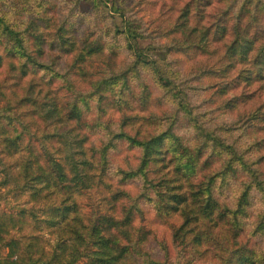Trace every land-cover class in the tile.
Returning <instances> with one entry per match:
<instances>
[{
	"label": "trees",
	"instance_id": "16d2710c",
	"mask_svg": "<svg viewBox=\"0 0 264 264\" xmlns=\"http://www.w3.org/2000/svg\"><path fill=\"white\" fill-rule=\"evenodd\" d=\"M169 1L194 18L221 7L216 19L205 12L208 36L237 62L255 50L256 62L264 0ZM123 2L2 0L0 164L29 205L0 210V264H75L83 253L73 243L84 240L88 264H180L169 248L208 264H264V122L243 111L257 94L245 90L247 69L227 77L206 65L188 76L189 46L152 35ZM260 71L254 78L264 79V55ZM31 83L75 134L78 163L105 189L110 215L86 212L76 166L43 142L45 115L24 90ZM147 211L169 229L160 259L146 247ZM41 227L70 242L66 256L44 250Z\"/></svg>",
	"mask_w": 264,
	"mask_h": 264
},
{
	"label": "rangeland",
	"instance_id": "374dc122",
	"mask_svg": "<svg viewBox=\"0 0 264 264\" xmlns=\"http://www.w3.org/2000/svg\"><path fill=\"white\" fill-rule=\"evenodd\" d=\"M123 8L125 13L132 15L138 19H141L142 26L146 31L150 32L155 37H159L164 41L166 39H172L177 41L178 45L189 46V62L185 63L184 68L187 70V74H191L190 70L202 68L203 66L215 67L223 75L230 77L235 74L236 69H247L244 73L248 76L246 80V91L252 93L249 94V98H246V103L243 107L244 114L253 121L264 122V105L260 107V102L263 101L262 91L256 87L257 84H264V79L260 77L254 78L255 74H263L261 72L262 56L264 55V48L259 47L258 58L256 62L251 64L250 56L255 53L249 51L240 62L235 61L236 53L228 51L221 46L219 40L210 39L208 31L211 32L209 26L210 21H207L204 17L205 12L211 14L213 18L220 16L221 7L212 8L211 6L205 7V9L199 13V17L194 18L191 11L184 8L183 5L177 2H171L169 0H124ZM87 5L81 3L80 10L85 11ZM0 9H2V0H0ZM123 9V11H124ZM13 9H10L12 14ZM117 26H120V18L116 14L113 15ZM193 56V58H192ZM180 58V57H179ZM178 55L177 59L179 60ZM232 64L231 65H227ZM226 71V73H225ZM260 71V72H257ZM210 77L205 78V82H210ZM264 88V85H260ZM25 93L33 98L35 101L34 107L40 115H45L44 124L45 129L43 134H48L52 138L43 137V142L48 147L50 152L55 158L60 160L67 169L72 170V163L76 166L73 169L75 174L77 170L76 184L81 191V203L86 212H90L93 208L98 209L100 213H106L110 215L108 205L106 201L102 200L107 195L105 189L99 183L98 178L95 177L93 171L88 168H83V165L78 163L79 157L75 155L77 147L75 144V134L71 132L70 128L61 122L57 117L51 113V98L50 95L39 90L36 85L31 83L30 86L24 88ZM246 91H244L246 93ZM40 132V130H38ZM2 182V183H1ZM0 210L9 214H16L22 207L29 205L27 203V195L25 188L20 187L18 183L13 182L10 173L4 174L2 171V164H0ZM151 211V210H149ZM145 213L144 225L150 232V238L147 241L146 247L149 254L154 259H160L162 252L160 245L162 242L170 246L169 229L166 225L160 224L154 219L152 211ZM39 216V214H37ZM41 236L43 239L44 250L48 252H54L57 255L66 256L67 248H69L70 242L66 239L59 238L54 231L51 234L48 233V229L41 227ZM31 232L30 227L25 228L24 233ZM135 235L136 230L133 231ZM20 233L11 232V235L17 237ZM46 239V242L44 241ZM88 240V239H87ZM86 240H84L85 242ZM81 242L75 241L73 244L82 251L81 257L75 261V264H88V258L86 257L89 250L93 248L91 242L87 241L85 245ZM5 250V249H4ZM3 251V249H2ZM169 257L176 259L180 264H208L205 261L191 260L190 255L179 258L175 255L173 248H169Z\"/></svg>",
	"mask_w": 264,
	"mask_h": 264
}]
</instances>
